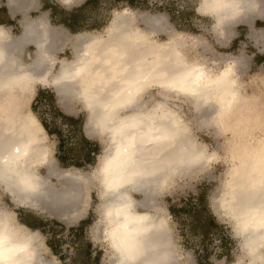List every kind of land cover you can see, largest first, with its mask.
<instances>
[{
    "label": "clouds",
    "instance_id": "clouds-1",
    "mask_svg": "<svg viewBox=\"0 0 264 264\" xmlns=\"http://www.w3.org/2000/svg\"><path fill=\"white\" fill-rule=\"evenodd\" d=\"M54 2L71 11L86 0ZM116 2L101 0L105 22L71 35L64 57L47 48L48 14L25 15L20 23L46 65L39 73L9 48L11 28L0 24V264H72L75 246H63L61 261L50 234L23 213L58 220L66 239L91 215L85 240L100 264H197L203 236L191 232L190 217L172 214L169 198L198 204L203 183L222 229L210 235L209 264H264V66L241 72L239 57L213 44L229 46L242 18H264V0H148L192 6L199 33L176 28L166 13L142 27L126 0L104 7ZM40 89L55 93L65 115L82 116L84 137L99 147L86 167L60 173L70 182L61 201L78 204L59 215L45 203L52 180L42 169L57 165L60 140L45 127L50 114L33 109ZM56 124L67 138L69 125ZM225 236L231 259L221 255Z\"/></svg>",
    "mask_w": 264,
    "mask_h": 264
},
{
    "label": "rangeland",
    "instance_id": "rangeland-1",
    "mask_svg": "<svg viewBox=\"0 0 264 264\" xmlns=\"http://www.w3.org/2000/svg\"><path fill=\"white\" fill-rule=\"evenodd\" d=\"M52 2L55 3L54 0H40V4L44 3V4H46V6L52 5L53 4ZM3 3H4L3 0H0V4H3ZM56 6L61 8V6H59L57 4H56ZM119 6H122V5L120 3L117 4V2H116L113 4L105 5L104 7L110 9L111 7H119ZM101 7H102L101 2L96 4V6H94V7L92 5H88V8L85 11L86 23L83 26H81V28H82L81 31L84 30L85 28L91 30L93 28H99L103 25V23L106 20V17L102 16L100 13ZM128 7L138 9L141 13L144 12L143 14H145V15L150 14V13L154 14V15L159 14V13H166L168 16L169 22L172 25H174L176 28L181 29V30L191 31L193 33H199L201 31V28L197 23L199 18L196 16L192 6H187L183 9H180V8H178V6L174 2H170V3L165 4V5H150L148 3V0H134L133 6H128ZM36 9H37L36 11H33V10L29 11V14L27 16H29L31 18H37L39 15H42V12L39 10V7H37ZM45 13H47V12H45ZM47 14H48V17L50 20L49 13H47ZM22 18H23V16L21 14H19L18 19L20 20ZM140 23H141L142 27L147 28L143 24V21L141 18H140ZM254 26L256 27V29L264 28V20L256 19ZM56 27H58V26H56ZM59 29L64 30L63 32H64V34H66L68 39L70 38L71 35L76 34L74 32L70 33L68 31H66L64 28H59ZM13 31H14V33H18V34L21 32L20 23L15 24ZM234 31H235L236 35L234 36V38H232L230 45L227 47L223 48V46H221V45L219 46L218 44H215V42L213 41L216 53L224 54V55L230 54L232 56L245 58V64H244V66H242V68H240V71L242 70L241 72H245V71L254 72V71L258 70L261 66H264V48H260L257 45H255V42L253 41L252 37H250V35H251L250 28L248 26H246L245 24H238L234 27ZM161 38L164 39L166 37L164 36V34H161ZM33 52H34L33 47L27 48L26 57H24L25 62H27V63L31 62V60L34 58ZM29 54L32 55V57H33L32 59H31V56L29 57ZM70 54H71V50L68 48H65L64 51H59V53L57 55L59 57H64V56H70ZM39 92H46V95L48 97L51 96V99L54 101L51 102L50 98L44 97L42 99H39L37 101V103H35V104L33 103V109L39 111L42 117L44 116L45 113L50 114L51 122L49 123L47 120H46V122H48L50 127L55 128V127H57V124H56V121L55 122L53 121V119H55L56 117L59 118L61 112H63L61 110V108L57 106V97L55 98V96H56L55 93L49 89H40ZM52 96H54V97H52ZM67 116H71V115H67ZM71 117H73V116H71ZM78 119L80 120V122H78L77 124L74 123L73 127H70V134L67 138L64 137V139L67 141V143H66L67 144V150L66 151L72 150L75 152V154L72 155L73 156L72 159L74 161L70 162V164L76 163L81 167H86V165L89 164L90 162L87 161V159L84 157L85 146L83 144V139H82L81 134H80V132H81L80 130L82 129V124H83V117L81 116ZM74 129L77 131L75 132ZM74 137H78V139L76 140L75 143H71V141L73 140ZM92 144H95V143L92 142ZM60 151L61 150L59 149V145H58L57 161H58ZM92 158L94 160V156ZM57 166L61 170L66 169V168L61 167L59 162L57 163ZM42 172L44 174L48 175L47 169H42ZM50 179L52 180L51 185H54L58 188H62L65 185V183L62 182L61 180H59L57 177H51ZM210 186L211 185L208 183H203L200 185V189L206 195V192L208 191ZM190 197H191V195H189V197L187 199L180 197L179 200H177L176 202H173L172 198H169V204H178L179 206H181L184 203V201L186 202L188 199H190ZM25 215L31 216L32 220L33 219L35 220V218L42 219L41 217L35 216L31 213H23L22 217ZM87 219L91 223V221H92L91 215H89ZM49 220H51V219H49ZM90 223H88L86 225V229ZM181 223L183 224L184 222L181 221ZM60 224H62V223H60ZM191 224H192V220H191L190 225ZM190 229H191V226H190ZM55 230H56L55 233L58 236H60L58 238H63L64 240H66L68 242L70 240H72V237H70L71 236L70 233L68 235V238L67 239L65 238V236L63 235L65 233V230H63L60 225H56ZM223 238L228 240V242H227L228 247L226 249V252L221 254V255H228L229 259H231L230 248H231L232 242L226 236ZM209 243H210V240L209 241H203V239L201 240V250L196 251V259L198 258V254H199V255H201V259H203V262H205V263L209 262V260H207L208 258L202 256L203 253H201L202 247L205 244V246H207V248H208L207 253L209 254V256L211 255V252H210L209 247H208ZM189 246L191 247V245H189ZM63 251L65 252V248L63 249ZM75 258H77V252H76ZM72 261H74L73 258H72ZM197 261H198V259H197ZM197 264H198V262H197Z\"/></svg>",
    "mask_w": 264,
    "mask_h": 264
},
{
    "label": "crops",
    "instance_id": "crops-1",
    "mask_svg": "<svg viewBox=\"0 0 264 264\" xmlns=\"http://www.w3.org/2000/svg\"><path fill=\"white\" fill-rule=\"evenodd\" d=\"M133 1L134 0H126L127 5L128 6H133ZM100 2H101V0H86V2L83 5H81L80 7L74 8L71 11H67V10L63 9L62 7L61 8L57 7L56 4L53 3V2H52L53 4L50 5V6H46V4H44V3L40 4V0H39L38 4L32 3V0H19V3L17 5L16 4L3 3V4H0V24H3L6 27L11 28L12 35H13V39L12 40H14V42H16L17 37L22 33V30H23V25L20 22L24 19L25 15L29 14V11H31V10L36 11L37 10L36 8L39 7V10L42 12V15H44L45 12L49 13L50 22H51L52 28H55L58 31L62 32V34L64 36V39H65V42H66L68 40V38H67L66 34H64V32H63L64 30L59 29V28H64L66 31H68L70 33L71 32H74V33L80 32L81 29H82L81 26H83L86 23L85 11L88 8V5H92L94 7V6H96V4H98ZM117 4H119V0H117ZM19 14H21L23 16V18L20 19V20L18 19ZM39 16H41V15H39ZM258 19L259 20H264V19H261V18H258ZM16 23H20V26H21V32L19 34L18 33H14V31H13ZM56 26H58V27H56ZM29 47H33L34 48V46L31 43H27L25 45H21V46L17 47V50L22 55L23 59H24V57H26L27 48H29ZM59 51H57V54L59 53ZM33 53H34V56H35V49H34ZM30 56H31V59H32L33 57H32L31 54H29V57ZM43 95L44 94L41 95V99L44 98V97H47V96H43ZM55 98H56V96H55ZM67 117L69 118L71 116H67L63 112H61L60 117L59 118L56 117L55 119H53V121L55 122V121H57L59 119V120H62L63 122H65L66 124H68L69 127H73L72 123L68 121ZM75 119H78V118H75ZM47 124H48V122H47ZM48 131H49L50 134L51 133H55L59 137V140H60V138H63V140H64L63 141V146L61 148L59 147V149L61 150L60 154H59V157H58V162H59L60 166L63 167V168H69V167H72V166L81 167V166H79L76 163H74V164L71 163L70 164V162L74 161L72 159V157H73L72 155L75 154V152L72 151V150L66 151L67 150V144H66L67 141L64 139V136H63L60 128L58 126L55 127V128H52L48 124ZM74 131L76 132L77 130L74 129ZM80 131L82 132V129ZM81 132H80V134H81V137L83 139V144L85 146V155H84V157L87 159V161H89L91 163L93 161V158H92L93 154L95 152H98L99 148H98V146L96 144H92V142H90L88 139H86L84 137L83 133H81ZM22 218H23L24 222H26V223H29V222L32 223L33 222L32 217L29 216V215H25ZM50 227L51 226H48V225L46 226V231H47L46 233H49L50 236L55 237L57 235L55 233L56 230H52ZM73 228H76V227H73ZM69 233L71 234L70 237H72V240H70L69 242L66 241V240L62 241V247H61V252L62 253H60V254H65V252L63 251V249H64L63 246L66 245L67 243H70L71 245L75 246L76 252H77V258H75V256L73 257L74 261H72V264H75L76 262L79 263V261L81 259V255L83 254L82 253L83 244H81V241H76L75 240V236H76V232L75 231H72L70 229ZM58 237H60V236H58ZM50 249L52 251L51 247H50ZM97 250L98 249H94L93 246H92V249H91L92 257H95ZM94 253H95V255H94ZM55 256L60 259L59 255H55Z\"/></svg>",
    "mask_w": 264,
    "mask_h": 264
},
{
    "label": "trees",
    "instance_id": "trees-1",
    "mask_svg": "<svg viewBox=\"0 0 264 264\" xmlns=\"http://www.w3.org/2000/svg\"><path fill=\"white\" fill-rule=\"evenodd\" d=\"M258 25V24H257ZM44 94L43 96L46 95V92H40L38 96L36 97V100L34 103H36L39 99H41V95ZM47 96V95H46ZM48 97V96H47ZM46 97V98H47ZM54 97V96H52ZM50 101L53 102L54 100L51 99V96H49ZM68 121L72 123V125L75 123L77 124L80 122L79 119H75L73 117H67ZM45 127L48 129V124L44 120ZM63 138H60V143L59 147L61 148L63 146ZM170 211L172 214L179 218L183 216L190 217L192 220L191 226V232L196 234L200 233L203 236V241H209L210 240V235L213 232L221 231V227L217 225L215 222L214 218L209 214L208 209H207V204L205 200V193L201 190L200 196H199V203H193L192 197L188 199L186 202L182 204V206H179L178 204H170ZM90 223L88 219H85L80 222L79 226L76 228H71L72 231L76 232L75 240L76 241H81V244H83L82 247V255L79 263L75 264H100L101 262V255L102 253L97 250L95 257H92L91 255V249L92 245L90 242H87L85 240V231H86V225ZM29 226L33 228H40L43 232L46 231V226H51L50 228L52 230L56 229V225H60L62 229H65V226L63 224H60L58 220L51 219V220H45V219H39L35 218L33 219V222L28 223ZM58 236L56 235L55 237L50 236V239L48 240V245L52 248V251L54 252L55 255H59L60 259L63 261L66 258L65 254H60L61 252V247H62V241L64 239L62 238H57ZM229 239V238H228ZM85 240V241H84ZM222 247L224 249V252H226L227 249V242L228 240L225 238H222ZM208 248L207 246L202 247L201 253H203L202 256L209 258V254L207 253ZM222 253V254H223ZM198 264H209V262H203V259H201V255L198 254ZM209 260V259H207Z\"/></svg>",
    "mask_w": 264,
    "mask_h": 264
},
{
    "label": "bare ground",
    "instance_id": "bare-ground-1",
    "mask_svg": "<svg viewBox=\"0 0 264 264\" xmlns=\"http://www.w3.org/2000/svg\"><path fill=\"white\" fill-rule=\"evenodd\" d=\"M18 3H19V0H17V2L15 4L17 5ZM156 16H157V14L154 15V14L150 13L147 15L143 14L140 18L142 19V21L146 25V27L151 29L153 27H157V25L155 24V17ZM258 18H260L259 15L252 14L246 18H242V20L238 24H245L246 26H248L251 30L250 37H252L253 41L255 42V45H257L260 48H264V28L256 29V27L254 26L255 20ZM32 19H35V18H32ZM261 19H264V18H261ZM168 22H169V19H168ZM238 24H236V25H238ZM30 39H32V38L26 36L25 28L23 26L22 33L17 37L16 42H14V40H12L9 42L8 46L11 50L18 51L17 47L29 43L28 41ZM64 43H65V39H64L62 32L51 27L50 32H49V42L47 45L49 52L51 54L57 55V51H59L64 46ZM31 44L34 46L35 56L31 60V62H29V63H32L34 69L39 73V72H42L44 70L46 65H42L38 61H36L37 49H36L35 43H31ZM239 59H240V68H242V66H244V64H245V58L239 57ZM53 172L56 173V175H53L52 174ZM61 172H62V170L59 169L57 165L53 167L52 172L48 171V175L50 178L51 177H57L59 180H61L62 182L65 183V185L62 188H58L54 185H50V187H49V196L51 197V199L49 201H46L45 203L49 207L55 206L56 215H59L61 211L68 209V208H71V207H75L78 204V200H76V199H72V200H69L66 202L61 201V197H62L63 193L68 189V187H70V182H69L68 178H64V177L60 176Z\"/></svg>",
    "mask_w": 264,
    "mask_h": 264
}]
</instances>
